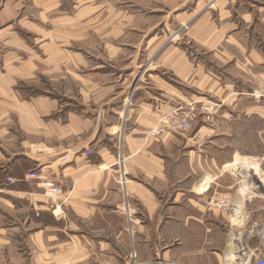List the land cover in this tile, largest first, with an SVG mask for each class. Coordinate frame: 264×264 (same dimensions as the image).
Segmentation results:
<instances>
[{"label": "crops", "instance_id": "obj_1", "mask_svg": "<svg viewBox=\"0 0 264 264\" xmlns=\"http://www.w3.org/2000/svg\"><path fill=\"white\" fill-rule=\"evenodd\" d=\"M209 1L0 0V264L264 259V161L218 143L264 132V0ZM211 98L191 132L161 122Z\"/></svg>", "mask_w": 264, "mask_h": 264}, {"label": "rangeland", "instance_id": "obj_2", "mask_svg": "<svg viewBox=\"0 0 264 264\" xmlns=\"http://www.w3.org/2000/svg\"><path fill=\"white\" fill-rule=\"evenodd\" d=\"M217 1L218 0H210L208 2V4H207V7L210 8V9H214L215 6H216V2ZM227 64L228 63L224 64V66L225 65L227 66ZM243 76L246 77L245 76V72H243ZM213 100L214 99L211 98V100H205L203 102H189V103H186V104H180L177 107L178 111L176 112L179 122H175V124H174V122L170 119V117L168 118V116H165L166 118L163 119L161 122L162 123L168 122V126L170 124H172V129L175 132H178V133L191 132L194 129V127L196 126L195 123H196V121L199 118H201V119H203L205 121L210 120V116H212V114L214 113L216 108L219 107V104L217 102H215V100L214 101ZM247 101H251V100L250 99L249 100H245L243 102L244 106L245 105H249V102H247ZM226 105H225L226 109L233 112L234 108H230V107H233L234 104L233 103H230V104L226 103ZM185 115L192 116L193 120H191L192 122L190 123L189 127L184 130L183 127H182L183 124L181 123V120H182L181 116H185ZM256 120L257 119H253L254 122ZM258 120H260V119H258ZM249 121L250 120H248V121L245 120V121H243V123L244 122H249ZM259 122H260V124L258 125V127H262L264 122H261V121H259ZM250 125H255V124L254 123H252V124L248 123V124H246L248 129L244 128V130H241V131L238 130V128H239V125H238L237 126V133L234 134V132H236V131H234L235 127L233 126V122H231L230 124H227V127L231 128L233 130V134L232 135H227V136L223 135V137L225 138V141L224 142L221 141V142H218V143L225 144V145L228 146V148L232 147V148L239 149L241 151L240 154L243 155V157L246 160L248 158L249 161H250L254 157V159L261 158L264 161V132H261L260 135H256V134H254V132L253 133L251 132ZM213 126H214V129H212L209 132L208 131L205 132L206 133V135H204L205 138H208L209 136H211V138H214L215 136H217L216 135V130H215L216 129L215 125H213ZM155 130H157V129H155ZM155 130H154V132H155ZM263 131H264V129H263ZM240 157L239 158L233 157V161L236 160V159H240ZM238 161L239 160H237V162ZM119 188H120V186H119ZM221 197L224 200L227 201V204H229V206L226 209L215 207L212 204L209 205L208 203H207V206L211 207V208H214L215 210L220 211V213H222V214H226L228 212L229 208H230V204L232 203V200H231L228 192H220L214 198H221ZM214 198H209V199H214Z\"/></svg>", "mask_w": 264, "mask_h": 264}, {"label": "built area", "instance_id": "obj_3", "mask_svg": "<svg viewBox=\"0 0 264 264\" xmlns=\"http://www.w3.org/2000/svg\"><path fill=\"white\" fill-rule=\"evenodd\" d=\"M178 110L176 109L173 113H171L170 115H168V118L170 117V119L174 122H179L178 118H177V112ZM182 120L181 123L183 124L182 127L183 129H187L190 125V123L192 122L191 120H193L192 116L189 115H185V116H181ZM156 133L159 132V130H155ZM88 154L91 153V151H87ZM116 165L118 166V176H117V183L121 188V191L125 194V184H126V175L122 170V158L121 156L117 157V161H116ZM26 178L29 180H34L36 182V186L42 190L44 192V194L47 196L48 200H49V205H50V210L52 215L56 218V219H62L64 218L65 215V209H64V204L65 201L68 199L69 195L67 194L66 191L63 190V188L56 183L53 179L51 178H47L42 176L41 174L35 172V171H31L29 173L26 174ZM9 182H12L11 178H8ZM207 203L210 205L212 204L215 207H219L222 209H226L229 204H227V201L224 200L222 197L221 198H214V199H208ZM128 204L124 203V208H127ZM130 258L134 259L135 258V254L134 252H132L130 254ZM257 264H264V259H262L261 257H259L257 259Z\"/></svg>", "mask_w": 264, "mask_h": 264}, {"label": "bare ground", "instance_id": "obj_4", "mask_svg": "<svg viewBox=\"0 0 264 264\" xmlns=\"http://www.w3.org/2000/svg\"><path fill=\"white\" fill-rule=\"evenodd\" d=\"M202 189V188H201Z\"/></svg>", "mask_w": 264, "mask_h": 264}]
</instances>
